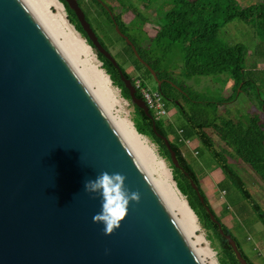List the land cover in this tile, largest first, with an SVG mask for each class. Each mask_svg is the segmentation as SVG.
Wrapping results in <instances>:
<instances>
[{"label": "water", "instance_id": "1", "mask_svg": "<svg viewBox=\"0 0 264 264\" xmlns=\"http://www.w3.org/2000/svg\"><path fill=\"white\" fill-rule=\"evenodd\" d=\"M63 1L95 50L117 70L131 104L148 115L81 7ZM94 1L159 86L110 9ZM156 136L180 170L167 140ZM103 171L123 174L125 187L140 193L111 236L93 222L101 197L84 190L85 181ZM209 219L239 263L247 264L231 236ZM0 264H201L105 112L22 0H0Z\"/></svg>", "mask_w": 264, "mask_h": 264}, {"label": "trees", "instance_id": "2", "mask_svg": "<svg viewBox=\"0 0 264 264\" xmlns=\"http://www.w3.org/2000/svg\"><path fill=\"white\" fill-rule=\"evenodd\" d=\"M75 1L82 9L81 0ZM101 1L103 2V0ZM162 1L170 7L162 17L158 18L160 24L159 33L154 41H150L152 47L155 48L153 50H160L164 53V55H171L173 54V46L175 43L182 40L184 37L191 35L189 41L183 44V56L181 59L182 65L179 67V76H184L185 78L192 76H228L231 81L237 85V89L232 91V96L219 102H200L197 100V97H192L189 94L191 89L185 85V82L181 81L179 84H175V82L171 79L173 76L172 73L168 74V72L162 73L156 71L158 62L150 61L144 57L143 50L138 49L134 41L126 34V27L122 23L120 16L116 15L115 21L118 24L121 33L124 34L134 45L141 60L150 66V68L156 73L157 80L161 82V89H158L155 83L156 88L154 90L159 97V101L173 104L180 110V112L183 113V117L187 122L189 131L193 133V135L207 149L210 156L218 163L226 178L244 197L247 204L250 206L251 212L264 228V212L252 201L246 192L241 179L230 167H228L225 158L215 150L213 141L206 132V130H209L218 138L220 142L232 150L234 155L243 164L249 166L255 175H257L264 183V127L259 118L254 115H249L244 118L240 117L238 121L235 122L230 119L216 118L217 107L233 104L239 93L250 103H255L256 107L262 115H264V102L261 100L258 87L256 86L254 80L248 77L249 74L247 75V72L245 71L247 55L245 46L240 43L230 46L224 38L225 33H221L229 23L235 20L242 22L249 29L255 30L258 26L259 19H264V1L257 3L250 9H240L239 6L236 5L237 3L235 0H220L222 5L229 11L228 15L217 21L206 20V13L202 9L203 0ZM58 2L61 3L65 9L68 23L84 40H86L87 45L96 55L97 60L101 63L102 70L109 77L112 86L116 87L120 91L121 97L124 100L131 103L129 92L124 88L117 70L113 67L111 62H109L104 56L100 55L89 42L87 36L80 27L76 14L64 3L63 0H58ZM90 2L99 11H101L107 26L110 30H113L114 27L109 15L102 8H100L94 0H90ZM113 2L120 5L121 8L126 9V11L130 10V7L125 5L124 0H113ZM106 6L111 11H114L113 6ZM84 14L86 21L90 25L97 41L104 48V50H106L104 43L96 34L95 29L92 28L87 14ZM119 39L128 48L136 64L144 69L146 75H148L152 80V77L145 67L135 59L130 47L121 38ZM230 64L235 65L237 68L231 69L229 67ZM123 73L126 75L125 72ZM131 81L134 87V81L140 80L137 77L135 79H131ZM168 82L174 85L175 88H179L184 91L186 96L184 97L179 95L178 92H176L175 89L168 84ZM140 84L142 88H145L144 83ZM191 91L193 92V90ZM177 96L181 97L184 105L180 101V103L177 102V100H179ZM135 98L143 100L137 90H135ZM182 106L188 108L189 115L184 112ZM206 109H209L210 111L207 112ZM133 110L134 119L132 123L137 134L148 138L156 145L160 156L171 163L170 155L163 142L156 136L157 133L167 139L166 128H168V126L161 120V118H156L150 109L148 111V115H145L142 110L135 106H133ZM183 133L184 132L181 131V134ZM168 144L170 145L171 150L175 153L177 163L180 166L179 170L174 168L171 164L173 181L176 188L181 196L186 199L190 209L204 230L210 232L214 239L218 242L221 257L220 264H240L235 253L228 246L227 241H225L219 234V229L209 219V217L213 216L220 228L226 234L229 235V233L226 232L220 222L216 219L201 194L202 202L200 201L198 195L188 182L187 177L184 175L183 172L185 171L187 176L193 180V173L181 155L179 145L175 146L170 144L169 141ZM195 186L199 190V187L196 184ZM232 240L235 242L240 256L247 264H251L248 258L243 254L238 242L234 238H232Z\"/></svg>", "mask_w": 264, "mask_h": 264}, {"label": "rangeland", "instance_id": "3", "mask_svg": "<svg viewBox=\"0 0 264 264\" xmlns=\"http://www.w3.org/2000/svg\"><path fill=\"white\" fill-rule=\"evenodd\" d=\"M103 2L105 5L113 6V15L121 17L122 23L126 27V34L134 41L138 49L143 50L144 57L150 61L158 62L156 71L162 73L168 72V74L172 73L171 79L175 84H179L181 81L185 82V85L193 90V92L191 90L189 92L192 97H197V100L200 102H219L232 96V91L237 89V85L228 76H192L189 78L179 76V67L182 65L183 44L187 42L191 35L177 41L173 46V54L171 55H164L160 50H153L155 48L152 47L150 41H154L159 33L160 24L158 18L162 17L170 7L162 0H124L125 5L130 7L129 11L121 8L113 0H103ZM209 2L210 0L206 4V7H208L206 8V11L208 10L206 20L217 21L222 19L224 15H228L229 10L223 9L224 6L220 0H211L210 5ZM257 3H261V1L237 0L236 5L240 9H250ZM81 4L82 10L87 14L92 28L95 29L96 34L104 43L107 52L112 56L120 69L126 73L129 79L138 77L140 83L145 84V89L151 94L155 93V82L146 75L144 69L136 64L128 48L115 35L114 29L110 30L101 11L90 0H81ZM209 7L213 8V12H209ZM221 9L222 13H220ZM52 12L56 14L57 10L52 8ZM64 14L67 19L65 9ZM221 33H225L224 38L230 46L237 43L245 46L247 51L245 71L247 75L249 74L248 77L254 80L261 100L264 102V19H259L255 30L249 29L242 22L235 20L229 23ZM79 37L84 40L80 35ZM256 44H260L259 48H257ZM93 55L96 58L94 65L102 70L101 63L97 60L94 53ZM84 59L82 57V60ZM229 67L231 69L237 68L232 64ZM112 90L116 94L117 100L123 106L121 116L123 118L126 117L132 123L134 119L132 104L121 97L120 91L116 87L112 86ZM177 98L179 99L177 102L180 101L183 104L181 97L177 96ZM160 105L165 112L161 120L168 126L166 128L168 140L165 139L170 144L179 145L181 155L193 173L194 177L192 181L199 187L200 194L205 199L207 206L231 238H234L238 242L239 247L250 263L264 264V228L251 212L247 201L232 186L207 149L189 131L183 113L175 105L168 102H160ZM183 110L189 115L187 107H183ZM206 111L209 112L210 110L206 109ZM249 115L258 117L264 127V115L256 107L255 103H250L240 93L233 104L218 106L216 110V118L230 119L234 122L238 121L240 117L244 118ZM181 131L184 133L181 134ZM206 132L212 139L215 150L225 158L228 167L241 179L252 201L264 212V183L249 166L243 164L234 155L232 150L220 142L209 130H206ZM143 138L147 141L149 147L153 149L158 160L165 163L174 183L171 163L160 156L155 144L148 138ZM197 222L199 225L198 236L205 239L204 245L209 246L214 253V261L216 264H220L221 257L218 242L210 232L204 230L198 219Z\"/></svg>", "mask_w": 264, "mask_h": 264}, {"label": "bare ground", "instance_id": "4", "mask_svg": "<svg viewBox=\"0 0 264 264\" xmlns=\"http://www.w3.org/2000/svg\"><path fill=\"white\" fill-rule=\"evenodd\" d=\"M22 2L105 112L201 264H216L213 251L204 245L205 239L198 236L197 218L172 182L169 169L158 160L147 141L137 134L132 123L121 116L123 106L112 90L110 79L94 65L95 56L67 23L63 6L57 0ZM52 8L57 10L56 14Z\"/></svg>", "mask_w": 264, "mask_h": 264}, {"label": "clouds", "instance_id": "5", "mask_svg": "<svg viewBox=\"0 0 264 264\" xmlns=\"http://www.w3.org/2000/svg\"><path fill=\"white\" fill-rule=\"evenodd\" d=\"M126 176L119 172L103 171L84 183L90 195L101 197V210L93 216V222L104 225V234L111 236L126 218L130 203H139L140 193L125 187Z\"/></svg>", "mask_w": 264, "mask_h": 264}, {"label": "built area", "instance_id": "6", "mask_svg": "<svg viewBox=\"0 0 264 264\" xmlns=\"http://www.w3.org/2000/svg\"><path fill=\"white\" fill-rule=\"evenodd\" d=\"M134 89L139 91L145 105L148 109L152 110L156 118H162L164 116L165 112L160 105L159 97L156 93L151 94L147 89L142 88L140 81H134ZM186 143L188 144V142Z\"/></svg>", "mask_w": 264, "mask_h": 264}, {"label": "flooded vegetation", "instance_id": "7", "mask_svg": "<svg viewBox=\"0 0 264 264\" xmlns=\"http://www.w3.org/2000/svg\"><path fill=\"white\" fill-rule=\"evenodd\" d=\"M100 1H101V0H100ZM95 2H96V1H95ZM101 2H102V1H101ZM96 3H97V2H96ZM97 4L99 5L100 8H102L101 5H100L99 3H97ZM102 4H103L104 6H106L103 2H102ZM106 7H107V6H106ZM102 9H103V8H102ZM103 10H104V9H103ZM110 11H111V10H110ZM111 12H112V11H111ZM114 20H115V16H114ZM115 22H116V21H115ZM112 24H113V22H112ZM130 80H131V79H130ZM158 82H160V81H158ZM168 84L171 85V87H172L173 89H175V91L178 92L179 95L184 96V97L186 96L185 93H184V91L180 90L179 88H178V89L175 88V86L172 85L170 82H168ZM156 87H157L158 89H161V82H160V85H159V86H158L157 83H156ZM175 102H176V101H175Z\"/></svg>", "mask_w": 264, "mask_h": 264}, {"label": "crops", "instance_id": "8", "mask_svg": "<svg viewBox=\"0 0 264 264\" xmlns=\"http://www.w3.org/2000/svg\"><path fill=\"white\" fill-rule=\"evenodd\" d=\"M207 1H209V0H203V5H202V9L205 11V13L207 14V11H206V8H208V7H206V4H207ZM260 1H263V0H260ZM235 2L237 3V0H235ZM211 4V0H210V2H209V5ZM222 4V3H221ZM256 5V4H255ZM213 8H211V7H209V12L210 11H212L213 12V10H212ZM223 9L225 10V7H223ZM220 13H222V9H221V11H220ZM225 16V15H224ZM223 16V17H224ZM207 19V18H206ZM190 39V38H189ZM189 39L187 40V42L189 41ZM256 46H257V48H259V46H260V44H256ZM262 46V45H261Z\"/></svg>", "mask_w": 264, "mask_h": 264}]
</instances>
